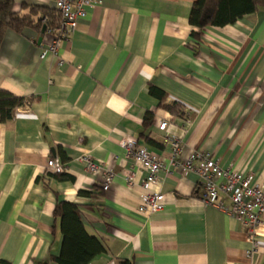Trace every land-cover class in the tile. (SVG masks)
<instances>
[{"label":"crops","instance_id":"0c3cea01","mask_svg":"<svg viewBox=\"0 0 264 264\" xmlns=\"http://www.w3.org/2000/svg\"><path fill=\"white\" fill-rule=\"evenodd\" d=\"M96 1L56 55L40 58L52 35L30 27L6 30L0 43V88L33 98L0 122V264H57V198L77 203L85 230L102 241L91 264H264V215L248 254L240 222L204 203L201 179L171 164L169 145L176 137L180 159L207 151L264 184V8L204 27L196 44V0ZM30 6L55 9L54 0H15L13 10ZM150 85L182 115L164 109ZM125 136L164 160L149 188L163 194L160 211L138 210L146 172L125 157ZM85 154L112 171L107 189ZM54 157L64 171L46 167Z\"/></svg>","mask_w":264,"mask_h":264},{"label":"built area","instance_id":"2783aa9c","mask_svg":"<svg viewBox=\"0 0 264 264\" xmlns=\"http://www.w3.org/2000/svg\"><path fill=\"white\" fill-rule=\"evenodd\" d=\"M97 2L96 0H54V8L59 15L58 25L55 28H47L46 33L52 35V39L40 52V58L48 55H56L62 42L68 40L77 26L79 18L86 14V7ZM47 17H42L46 22ZM60 63L62 61L60 60ZM16 115V113H15ZM166 122H161L159 127L164 129ZM124 149L125 157L134 159L146 172L142 181L143 188L147 191L141 199L139 211L155 213L163 206V194L149 191L151 183L156 181L157 174L164 169V160L153 150L140 144L133 136L122 137L119 141ZM171 150V164L187 174L193 172L201 179V199L208 205L222 209L230 216L237 219L244 228L246 240L250 244L247 253L257 251L258 228L264 215V184L259 183L250 172H241L229 168H222L207 151H192L185 159H180L183 144L176 137L169 139ZM87 171L101 173V189H107L113 181V173L109 168L98 164L89 155L81 156ZM46 167L55 173L65 169V163L57 158H49ZM228 197L230 204L225 207L220 201L221 195Z\"/></svg>","mask_w":264,"mask_h":264},{"label":"trees","instance_id":"16d2710c","mask_svg":"<svg viewBox=\"0 0 264 264\" xmlns=\"http://www.w3.org/2000/svg\"><path fill=\"white\" fill-rule=\"evenodd\" d=\"M14 1L0 0V43L8 29L21 32L25 27H30L39 32L43 25L45 30L57 27L59 15L55 9L52 11L43 7L30 6L29 14H19L13 10ZM259 8H264V0H196L189 14V23L196 30L191 31L190 37L197 44L204 27L231 24L244 14L254 12ZM43 15L47 17L45 23L42 22ZM148 89L151 94H155L159 98V104L164 109L182 115L176 102H163L165 93L162 90L156 89L152 85ZM32 99V97L14 95L0 88V122L12 119L15 109L24 106ZM151 118V113L147 112L143 118L144 125L148 124ZM98 191L100 192L99 189ZM80 194L92 195L91 192L86 191H80ZM54 217L59 221L62 240L58 255H51L52 262L57 264H91L92 259L105 250L102 241L85 230L81 220V210L77 203L57 198Z\"/></svg>","mask_w":264,"mask_h":264},{"label":"water","instance_id":"95a60500","mask_svg":"<svg viewBox=\"0 0 264 264\" xmlns=\"http://www.w3.org/2000/svg\"><path fill=\"white\" fill-rule=\"evenodd\" d=\"M44 31H45V26L43 25L42 29H41V32L44 33Z\"/></svg>","mask_w":264,"mask_h":264}]
</instances>
